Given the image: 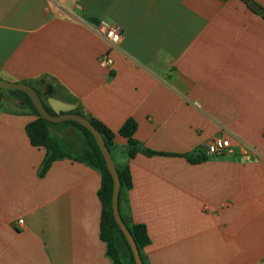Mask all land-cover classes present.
<instances>
[{
  "label": "crops",
  "instance_id": "crops-1",
  "mask_svg": "<svg viewBox=\"0 0 264 264\" xmlns=\"http://www.w3.org/2000/svg\"><path fill=\"white\" fill-rule=\"evenodd\" d=\"M102 22L121 29L118 50L95 33ZM0 81L113 132L133 184L122 213L147 229L146 264H264V17L245 0H0ZM36 120L0 89V264H114L100 172L64 158L41 177L47 151L26 133ZM129 120L156 155L128 157ZM51 134L79 156V131ZM219 136L234 154L187 159ZM243 142L256 154L241 155Z\"/></svg>",
  "mask_w": 264,
  "mask_h": 264
},
{
  "label": "trees",
  "instance_id": "trees-1",
  "mask_svg": "<svg viewBox=\"0 0 264 264\" xmlns=\"http://www.w3.org/2000/svg\"><path fill=\"white\" fill-rule=\"evenodd\" d=\"M252 11L262 15L264 17V9L260 7L255 0H245ZM14 94H18L23 98L24 103L31 111V113L37 117V120L31 123L26 128V133L34 147L44 148L47 151L46 158L42 164L40 176L46 175L52 164L60 159L69 158L74 159L89 165L90 167L96 169L100 172L102 176V187L99 192V198L103 206L102 222H101V238L107 245V254L111 258L114 264H122L121 254L125 250L128 254V259L130 264H135V260L130 249L128 242L126 241L122 231L119 229L115 222L113 211H112V196H113V179L107 170L105 160L102 153L97 146V143L92 136V134L74 122H65L61 124H52L42 119L37 110L34 108L30 98L18 91H12ZM42 100L41 94L37 92ZM46 110L53 116L56 114L44 103ZM72 114H78L83 116L80 111H75ZM86 118V117H85ZM96 129L102 134L107 147L113 155V150L115 148L114 144V134L108 128H106L102 123L95 119L87 118ZM54 127H73L82 135L83 149L77 158H72L69 155L61 142L54 138L51 134V129ZM137 130V125L133 120H129L120 130V135L128 139V149L127 155L131 159L135 157L138 153H143L146 156H154L156 153L144 149L140 144L134 139V135ZM206 156H199L194 159L192 156H187V159L191 162H200L206 160ZM117 172L120 178L121 191L119 198V207L122 219L126 226L128 227L138 249L141 253L143 263H145L143 257V250L148 245H150V238L145 226L134 224L129 218H126L122 213V208L126 202V195L129 190L132 189V178L130 173V168L128 165L117 166Z\"/></svg>",
  "mask_w": 264,
  "mask_h": 264
},
{
  "label": "water",
  "instance_id": "water-1",
  "mask_svg": "<svg viewBox=\"0 0 264 264\" xmlns=\"http://www.w3.org/2000/svg\"><path fill=\"white\" fill-rule=\"evenodd\" d=\"M0 89L9 90V91H18V92H22L26 94L30 98L39 116L49 123L61 124L65 122H74L84 127L92 134L105 160L107 170L109 171L113 179L112 211H113L115 222L118 225L119 229L122 231L126 241L128 242L130 246V249L132 251V254L135 260V264H144L142 257H141V253L138 249V246L136 245L128 227L124 223L122 216H121L120 207H119V198H120V191H121L120 178L117 172V167H116V163L114 161L113 155L111 151L109 150V148L107 147L102 134L84 116H81L78 114H64L60 116L51 115L46 110L39 94L36 92V90L33 87H31L28 84L10 83V82L0 81Z\"/></svg>",
  "mask_w": 264,
  "mask_h": 264
},
{
  "label": "built area",
  "instance_id": "built-area-1",
  "mask_svg": "<svg viewBox=\"0 0 264 264\" xmlns=\"http://www.w3.org/2000/svg\"><path fill=\"white\" fill-rule=\"evenodd\" d=\"M95 33L106 42L110 50H118L120 48L122 43V32L118 26L102 22L96 26ZM99 62L100 66L105 69H111L114 65V61L110 54L101 56ZM239 146L241 155L256 154V150L244 142L240 143ZM202 149L206 157H222L235 153L230 141L221 136L215 137L205 143ZM262 159L264 160V157H262ZM18 223L23 224V221H19Z\"/></svg>",
  "mask_w": 264,
  "mask_h": 264
}]
</instances>
